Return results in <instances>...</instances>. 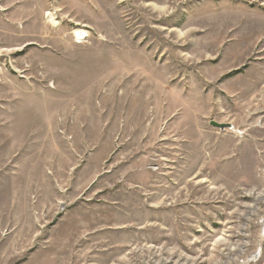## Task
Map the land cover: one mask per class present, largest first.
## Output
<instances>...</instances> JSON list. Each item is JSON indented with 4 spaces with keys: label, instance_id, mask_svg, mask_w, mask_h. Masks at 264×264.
<instances>
[{
    "label": "rangeland",
    "instance_id": "1",
    "mask_svg": "<svg viewBox=\"0 0 264 264\" xmlns=\"http://www.w3.org/2000/svg\"><path fill=\"white\" fill-rule=\"evenodd\" d=\"M0 264H264V0H0Z\"/></svg>",
    "mask_w": 264,
    "mask_h": 264
},
{
    "label": "water",
    "instance_id": "2",
    "mask_svg": "<svg viewBox=\"0 0 264 264\" xmlns=\"http://www.w3.org/2000/svg\"><path fill=\"white\" fill-rule=\"evenodd\" d=\"M209 125L215 129H219V130H224V129H231V125L229 124H222V123H217L215 121H211L209 123Z\"/></svg>",
    "mask_w": 264,
    "mask_h": 264
},
{
    "label": "bare ground",
    "instance_id": "3",
    "mask_svg": "<svg viewBox=\"0 0 264 264\" xmlns=\"http://www.w3.org/2000/svg\"><path fill=\"white\" fill-rule=\"evenodd\" d=\"M49 16H50V15L48 14V15H47L48 19H49V20H53V19H52V18H50ZM229 130H230V131H234V128H233V127H231V129H229Z\"/></svg>",
    "mask_w": 264,
    "mask_h": 264
}]
</instances>
